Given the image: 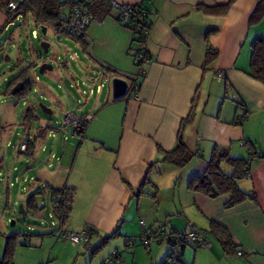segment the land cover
Segmentation results:
<instances>
[{
  "label": "crops",
  "instance_id": "crops-1",
  "mask_svg": "<svg viewBox=\"0 0 264 264\" xmlns=\"http://www.w3.org/2000/svg\"><path fill=\"white\" fill-rule=\"evenodd\" d=\"M115 1L141 5L148 12L151 34L147 51L151 61L144 66L140 100H134L129 90L125 98L114 101L109 85L106 97L96 99L84 114L76 113L92 119L86 123L84 135H78L79 146L65 144L58 170L52 173L54 177L46 176L45 180L47 186L56 189L76 190L66 228L75 232L90 229L94 234L87 244L78 247L56 238L50 244L47 261L38 264H89L102 252L101 249L94 253L102 245L113 248L101 264H111L106 261L113 252L121 255L123 264H167L168 243L153 245L149 251L138 241L128 246L130 240L138 239L134 238L141 228V219L146 220L148 231L165 226L176 234H185L192 228L208 234L210 246L188 245L180 264H264V83L249 74L252 44L264 40V17L251 23L259 0ZM70 13L71 5L67 4L65 16ZM113 15L112 10L101 19L96 17L84 38L87 60L80 66L84 73L81 85L87 87L91 96L102 95L106 89L104 83L97 84L95 76L104 74L109 84L112 79L121 78L130 87L136 72L133 34ZM6 22L5 13L0 10V39ZM210 51L217 55L212 64L206 65ZM18 59V70L11 78H4V88L24 67ZM219 72L223 73L221 79L217 78ZM33 78L35 85L39 81L35 72ZM244 113L246 119L238 123L237 117ZM190 117L191 122L182 132V125ZM180 133L193 155L182 169L162 162L159 153L172 151ZM1 135L0 150L4 149V153L0 177L5 193L2 203L8 207L10 189L15 187L9 184L26 178L25 173L15 174L19 170L14 160L19 152L14 150V157L7 155L11 137L5 130ZM215 148L228 150L232 158L247 162L254 153L250 174L239 182V187L253 194L255 201L248 199L227 208L229 196L211 199L188 189L191 179L206 172ZM226 172L231 174L232 169L226 168ZM146 180L149 183L144 187L145 194L137 197L135 193ZM24 188L21 191L25 192ZM212 221L230 232L235 249L226 251L210 234ZM46 241L41 239V247Z\"/></svg>",
  "mask_w": 264,
  "mask_h": 264
},
{
  "label": "rangeland",
  "instance_id": "rangeland-1",
  "mask_svg": "<svg viewBox=\"0 0 264 264\" xmlns=\"http://www.w3.org/2000/svg\"><path fill=\"white\" fill-rule=\"evenodd\" d=\"M33 32L37 33L36 37L33 36ZM75 40L65 34H59L52 26H47V32L43 33L42 27L30 15L25 19L20 17L1 36L0 92L5 85L4 78H11L12 73L17 72V58H19L20 66L24 64L25 67L28 64L37 63L39 68L45 62L50 64L53 70L46 71L41 75L37 68L35 76L39 78V81L34 85L31 95L24 101H19L14 97L0 96V137L4 130L9 135L8 137H11V147L6 149L7 155L14 157V150L18 152V146L24 139L33 141L36 149L33 157H26L18 153L19 155L17 154L14 160V166L19 170L15 174L21 176L25 173L23 177L27 179V183L23 184L21 182L23 179L20 177L21 180H18L15 187L10 189L11 204L8 207L2 203L5 202V193L4 190H1L3 178L0 177V260L5 256L8 237H13L12 261L16 264L19 262L38 264L43 260L47 261L50 244L56 241L52 223H55L58 228L61 226L57 220L50 218L52 210L47 195L42 193L40 197L36 198V204L42 208L39 213L31 210L27 202L39 191V185L43 184L44 187H41V191L45 190L48 183L45 180L46 176L54 177L52 173L55 174L61 164L58 160L62 159L64 155L65 144L74 145V147L80 144L78 135L70 136L64 140L57 133L64 115L68 113L84 114L93 106L96 99L106 97L108 87L111 85L107 82L104 74L99 77L95 76L97 84L104 83L106 88L102 95L91 96L87 87L81 85L84 82V73L80 66L87 59L83 52L84 47H80ZM42 42L50 43L47 54L42 50ZM7 57L10 58V61ZM20 59H29V62H20ZM83 91L86 93L84 94ZM41 105L50 109L52 113H45ZM28 110H31L33 118L25 120ZM34 117L36 118L34 119ZM41 129H44L45 132L39 138L37 134ZM51 132L54 134L53 136L50 135ZM3 153L4 149L0 150V160ZM52 155L58 157V160H53ZM40 164L46 167H41ZM31 179L33 181L29 182ZM23 187L26 188L25 192L21 191ZM15 201L18 202L14 205ZM21 205L24 208L22 213L20 212ZM12 221L14 225H11ZM64 229L68 230L66 227ZM140 235L141 228L139 227L138 234L134 239L139 238ZM41 239L47 240L44 247H41ZM112 248L111 245H104L102 254L100 253L94 262L89 264H101L102 258L108 257Z\"/></svg>",
  "mask_w": 264,
  "mask_h": 264
},
{
  "label": "trees",
  "instance_id": "trees-1",
  "mask_svg": "<svg viewBox=\"0 0 264 264\" xmlns=\"http://www.w3.org/2000/svg\"><path fill=\"white\" fill-rule=\"evenodd\" d=\"M10 3L17 4L18 9L12 11L9 7ZM67 4H70L71 8L75 5H80L78 1L71 3L69 0H0V10H2L7 17L6 26L11 23H15L20 17L25 19L28 15H30L33 17V20L40 25V27L47 28V26H52L59 34L67 35L65 27L70 18V16H65V8ZM230 4L223 9H227ZM85 6L88 8L89 12L99 19L110 15L113 10L107 0H90L88 4H85ZM137 6L143 8L141 5ZM263 9L264 2L259 0V8L256 14H254L251 18L252 24L257 23L264 17ZM144 11L146 12V17L142 24L151 29V24L148 21V12L147 10ZM124 26L131 30L133 34V45L136 48V40H138L140 36V31L127 25ZM76 40L80 41L83 47H86L84 38ZM135 48L132 49L134 60L136 59V55L134 54ZM216 55V52L210 51L206 60V65L212 64ZM37 68L38 65L36 63H31L23 67L19 74L6 84L4 90L2 91V95L4 97H14L19 101L27 99L31 95L34 88L33 74L36 72ZM249 74L254 79L264 83V40L259 39L252 44ZM244 115L247 117V114L244 113ZM29 118H33L31 110H28L25 114V120H28ZM35 118L36 117H34V119ZM191 120L192 117H190V119L182 125V132L184 126L189 124ZM85 127L86 124L82 127L81 132L77 133V135L83 136ZM33 143V141L30 142L27 154L29 157L34 156L35 146ZM159 153L162 155V162L179 169L184 168L193 157L183 141L182 133H180L177 145L172 151L164 152L159 150ZM250 156L253 158L255 157L254 153L250 154ZM226 168H231L232 173L228 174L226 172ZM249 174V162L232 158L228 150L215 148L208 162L206 172L200 177L191 179L188 183V189L193 193H199L211 199L229 196L230 200L226 204V207L233 208L241 203H244L248 199L254 201L256 200V197L253 194L245 193L239 187V182ZM147 183H149L148 180H146L140 190L135 193L137 197L145 194L144 187ZM40 191L41 190L29 198L27 202L28 207L35 213H39L42 208L36 204V198L38 196L40 197L42 193L45 194V196L47 195L50 200L54 219L59 222L61 226L60 228L66 227L73 211L76 190L67 187L56 189L47 186L45 190ZM210 226V234H212L220 242L226 251L230 252L235 249L232 235L221 223L212 221ZM93 234L94 232L92 231V235ZM13 239V237H8L5 256L2 260H0V264L13 263ZM102 247L103 245L97 248L94 253L100 251Z\"/></svg>",
  "mask_w": 264,
  "mask_h": 264
},
{
  "label": "built area",
  "instance_id": "built-area-1",
  "mask_svg": "<svg viewBox=\"0 0 264 264\" xmlns=\"http://www.w3.org/2000/svg\"><path fill=\"white\" fill-rule=\"evenodd\" d=\"M89 1L90 0H78L80 5H75L71 8L70 18L66 24L65 31L68 36L74 39L85 38L90 25L97 21L96 17L91 12H89L88 8L85 6V4H88ZM107 1L112 6L114 18L120 24L127 25L140 31V36L138 40H136V48L134 49V54L136 55V59L134 60L136 72L131 77L132 84L129 87L132 98L136 101H139L141 81L145 78L144 66L151 61V56L147 51V42L151 34V29L145 27L142 24L146 17V12L144 11L145 9L140 6L121 5L117 4L115 0ZM9 7L12 11L18 9V5L15 3H10ZM12 24L13 23L7 25L5 30H8ZM33 34V36H37L36 32H33ZM222 77L223 73L219 72L217 74V78L221 79ZM91 119L92 116L81 117L76 113L65 114L61 124L58 126L57 133L60 134L64 140H67L69 136L81 132L82 127ZM245 119L246 116L242 114L241 116L237 117V122L242 123ZM50 135L53 136L54 134L51 132ZM29 146L30 140L24 139L18 146L19 154L27 156ZM51 158L53 160H58V157L54 155H52ZM252 159L253 158L250 157L249 163L252 161ZM7 178V176L4 177V179ZM18 180H16L13 184L10 183L9 185L13 187L16 185ZM31 181H33V179ZM23 182L27 183L26 179H23ZM41 187L44 186L39 185L38 190H42ZM24 190H26V188H24ZM50 218H54L52 213L50 214ZM145 221V219L140 220V226L142 229L140 237L137 240H130L128 242V246L132 247L138 241L146 250L149 251L153 245L168 243L170 245V254L167 264H180L182 261L183 251L188 245H194L198 248H208L211 244L210 239L205 234V232L198 228H192L185 234H176L167 230L165 226H161L157 231L154 232L148 231L146 229ZM52 228L56 233L58 242L67 241L73 247L87 244L92 237V231L90 229H84L80 232L69 231L64 228H58L55 223H52ZM238 255L242 256V252H238ZM106 263L123 264L124 262L118 252H113L111 259L107 260Z\"/></svg>",
  "mask_w": 264,
  "mask_h": 264
},
{
  "label": "water",
  "instance_id": "water-1",
  "mask_svg": "<svg viewBox=\"0 0 264 264\" xmlns=\"http://www.w3.org/2000/svg\"><path fill=\"white\" fill-rule=\"evenodd\" d=\"M42 30H43V33L47 32L46 27H42ZM41 47H42L43 52L47 54L50 49V43L42 42ZM38 69H39V74L43 75L45 74L46 71H52L53 67L50 64L44 62L39 66ZM111 86H112V97L114 101L121 100L128 95L129 84L126 80L121 79V78H114L111 81ZM41 108L47 114L52 113V111L46 108L44 105H41ZM43 133H44V129L39 130L37 137L40 138ZM23 211H24V208H23V205H21L20 212L22 213ZM11 225H14V222H11Z\"/></svg>",
  "mask_w": 264,
  "mask_h": 264
}]
</instances>
